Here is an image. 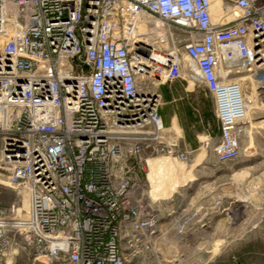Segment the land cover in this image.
I'll return each instance as SVG.
<instances>
[{"label": "built area", "instance_id": "obj_1", "mask_svg": "<svg viewBox=\"0 0 264 264\" xmlns=\"http://www.w3.org/2000/svg\"><path fill=\"white\" fill-rule=\"evenodd\" d=\"M220 1L215 20L214 0H0V264H163L148 161L194 151L160 88L209 94L220 165L240 157L241 75L264 93V0Z\"/></svg>", "mask_w": 264, "mask_h": 264}, {"label": "rangeland", "instance_id": "obj_2", "mask_svg": "<svg viewBox=\"0 0 264 264\" xmlns=\"http://www.w3.org/2000/svg\"><path fill=\"white\" fill-rule=\"evenodd\" d=\"M245 85L248 91L251 85L247 82ZM254 88L251 97L247 92V102L264 108V93L259 94ZM159 92L164 110L169 106H164L167 96L177 100L172 106L176 108L178 125L184 128L185 139L192 144L194 152L186 165L193 164L187 176L186 167L171 165L173 173L164 183L162 201L154 204L158 228L169 225L162 218L168 215L177 218L189 207L187 213L192 217L197 208V238L192 217L187 235L171 231L167 233L166 246L159 241L158 258L163 264H264V109L257 113L247 106V122L238 139L240 157L220 165L213 149H205L203 144L197 147V137L201 142L209 139L217 143L220 136L212 100L204 88L199 89L198 97L196 85L178 81L162 86ZM222 105L228 114L235 109L234 97L224 94ZM204 151L205 158L197 160V155ZM15 199L12 189L0 185V201L4 205ZM172 226L176 227L177 223ZM196 250L197 255H192ZM149 262L158 263L157 257ZM12 264L31 263L27 257L20 256Z\"/></svg>", "mask_w": 264, "mask_h": 264}, {"label": "bare ground", "instance_id": "obj_3", "mask_svg": "<svg viewBox=\"0 0 264 264\" xmlns=\"http://www.w3.org/2000/svg\"><path fill=\"white\" fill-rule=\"evenodd\" d=\"M212 12H213L214 19L217 20L218 17L222 13V3L220 0H214ZM241 77L245 82L250 83L251 85V87L248 88V91H247L248 95L250 96L253 90H255L254 81L246 73H243ZM251 103L252 102L248 101L246 103V106L250 107L252 111L256 110L257 113L258 112L261 113V111L264 109V108H259L257 105L251 104ZM174 128L177 130L179 129L176 122L174 123ZM240 151H241V147H240ZM172 164H176L179 167H186V165L180 163L178 160L171 158L169 156H158L148 161L146 181H147V184L149 185L150 200L153 204L158 203L159 201H162L161 196L163 193L162 192L163 187L165 186L164 183L168 180V176L173 173V170L171 169ZM192 166L193 164L190 167H186V170L184 171L185 176H187L186 175L187 171L190 170Z\"/></svg>", "mask_w": 264, "mask_h": 264}, {"label": "crops", "instance_id": "obj_4", "mask_svg": "<svg viewBox=\"0 0 264 264\" xmlns=\"http://www.w3.org/2000/svg\"><path fill=\"white\" fill-rule=\"evenodd\" d=\"M199 93H200L199 90H197V94H198L197 96L198 97L200 96ZM176 101L177 100L174 97L172 98V95H171V97L167 96V99H165V101H164V106H166V105H169V106L165 109L166 111L161 107L162 114H161V110H160V114H161L162 120H163L165 126H167V127L173 126L174 123L176 122L177 126L182 130V133L184 135L183 144H184L185 149L186 150H190V151H194L192 144L187 142V140L185 139V130H184V128L180 127L178 125V116H177L176 111H175L176 108L172 106V104L175 105L174 102H176ZM170 106H172V107H170ZM212 110L214 112L213 102H212ZM170 111L173 112V115H172V113H170ZM207 133L208 132H204V134H207ZM200 144H203V142L199 141L198 137H197V147H199ZM205 156H206L205 151L204 152H200L197 155V160H203L205 158ZM189 209L191 210V207H189L188 209H185L183 211V214L180 215L177 218H172L169 215L164 217V218H162V220H165V223H168L170 225V226L169 225L168 226H163V229L159 228V231L164 234V236L160 240V242L162 244H164L166 246V244L168 242V239H167V233L168 232L173 231V233H176L178 235H181V234L187 235V232L189 230L188 229V224H190L189 222L191 221L192 217H194V219H195L193 224L195 226V236L197 238V208L195 210V213L192 215V217H191V215L189 213H187L188 212L187 210H189ZM174 223H177L176 227L172 226ZM168 248L171 249V246H168ZM192 255H197V250Z\"/></svg>", "mask_w": 264, "mask_h": 264}]
</instances>
